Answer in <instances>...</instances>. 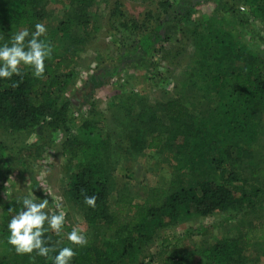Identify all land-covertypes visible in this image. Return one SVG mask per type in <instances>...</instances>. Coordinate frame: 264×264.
Masks as SVG:
<instances>
[{
  "label": "trees",
  "instance_id": "16d2710c",
  "mask_svg": "<svg viewBox=\"0 0 264 264\" xmlns=\"http://www.w3.org/2000/svg\"><path fill=\"white\" fill-rule=\"evenodd\" d=\"M56 1L69 7V11L67 19L59 22L57 34L46 32L42 37L52 46L43 77L36 78L30 69L21 66L22 79L13 76L11 80H0V128L34 134L35 159L61 136V152L74 168L63 197L82 210L84 222L92 228L87 245L76 247L72 264H149L146 257L150 262L162 254L163 264H201L193 249L185 250L177 243L168 249L166 237L162 240L164 246L153 255L144 254V246L176 224L181 216L207 217L216 212L228 213L232 219L241 216L242 220L238 221L234 237L216 238L198 252L206 259L204 264H247L246 253L253 244L264 254V221L260 214L264 200V154L253 149L264 131L259 117L264 110V54L235 36L236 31L252 27L253 19L264 21V0H214L207 15L196 17L191 11L197 0H160L156 13L148 11L141 21L126 15L121 3L113 4L107 20L112 38L119 45L136 41V50L143 46V62L150 78L157 77L159 84L168 83L169 75L163 72L169 71L190 46V78L198 76L202 90L217 96V107L209 123L193 115L180 93L160 102L161 118L168 121L169 128L164 129L161 122L156 132L149 125L150 138L144 143L147 148L166 151L167 157L174 160V175L166 187L151 188L141 203L126 193L118 194L111 202L104 157L109 139L103 138L97 127L102 123V114L95 105L93 89L103 83L105 74L112 79L118 68H104V61L100 60V72L90 75L83 84V102L77 105L69 93V84L75 77V56L68 49L59 50L65 39L84 44L95 37L97 27L89 13L94 0ZM45 4L46 0H0V43L7 42L23 27L34 31V24L45 19ZM150 19H154L153 24ZM171 19L167 29L165 24ZM232 25L238 26V30ZM261 31L256 36L263 38ZM86 104L89 109L73 130L77 112ZM180 136L183 141L174 143ZM236 138L243 140V146ZM178 147L185 150L184 154H179ZM16 156L9 159L0 147V200L7 188L4 182L16 168L9 162L16 159L17 164L25 165L19 154ZM75 160H79L77 165ZM32 185L37 197L44 198L45 192L37 183ZM84 195H96L95 207L83 203ZM18 200L1 203L5 251L0 264H50L34 254L18 255L7 244L6 222L20 210ZM53 202L50 201L53 209L45 211H55ZM65 230H70L67 222ZM46 235L53 247L65 245L63 236L52 232Z\"/></svg>",
  "mask_w": 264,
  "mask_h": 264
},
{
  "label": "rangeland",
  "instance_id": "374dc122",
  "mask_svg": "<svg viewBox=\"0 0 264 264\" xmlns=\"http://www.w3.org/2000/svg\"><path fill=\"white\" fill-rule=\"evenodd\" d=\"M159 1L94 0L89 13L97 27L95 37L87 40L84 44H77L65 39L59 47L60 51L64 52L65 49H68L75 56L73 67L75 77L73 83L69 84V93L73 102L77 105L83 102L81 92L83 84L90 75L100 72L101 67L98 66L100 60L104 61V68L112 69L113 65L118 68V72L115 73L116 75L112 79H109L108 75L105 74L103 83L93 89L95 105L102 114V123L97 127L100 135L109 139V146L107 152L104 153V157L107 158L106 172L111 202L118 194L126 193L132 196L136 203H141L151 188L166 187L173 178L172 166L174 160L169 156L167 157L165 150L147 148L144 143V141H149L150 138L149 125L157 130L162 122L164 129L169 128L168 121L161 118L160 102L164 98L180 93L183 100L189 104L193 115L208 120V123L209 119L213 118V111L217 107L216 94L203 91L198 76L190 78L189 68L192 51L190 46L187 47L186 53L176 63H173L169 71L163 72L164 75H169L168 83L159 84L160 80L157 77L150 78L151 75L146 73L147 65L144 64V57L142 56L143 46H137L136 50L134 46L138 42L135 41L130 45L123 41L125 43L119 45L112 38V31L107 20L110 9H112L115 2L121 3L122 10L126 15L133 16L141 21L148 11L156 13L155 10ZM213 2L214 0H209V2L197 0L193 3L191 13L195 17L207 15L213 8ZM45 5L47 13L43 22L40 23L45 24L46 32L57 34L59 22L67 19L69 7L62 6L56 0H46ZM153 22L154 19H150L149 23L153 24ZM168 22L170 23L167 24L166 22L165 24L167 29L172 19ZM252 22V27L243 29L242 32L236 31L235 36L237 39L243 38L245 43L253 50L264 54V37L256 36L258 30L263 29L264 31V21L255 18ZM210 26L211 22L208 21L207 27ZM237 27L232 25L233 29L238 30ZM74 31L77 32V30ZM163 31L166 32L164 29ZM56 51H58L57 48ZM86 92H88V89H86ZM87 109H89L88 104L77 112L76 125L73 126V130L79 125ZM259 117L262 131L264 127V110ZM163 137L167 139L168 136L164 133ZM61 139V136L55 138L48 150L35 159L36 151L32 144L37 141V138L34 134L25 131L12 132L0 128V147L2 146L5 149L9 159L13 156L16 158V155L19 154L26 165L17 164L16 159L13 163L9 162L10 165L12 164L16 168L9 175V180L4 182L7 188L0 200V257L5 251L2 246V242L5 241L2 225L5 220L1 203L21 199L32 193L37 196L32 182L37 183L36 186L40 187L47 195L49 200L48 209H53L50 201H54L55 204L60 202L63 205L67 215L66 222L70 230L73 226H77L86 233L87 239L91 237L92 228L84 222L82 210L72 206L63 197V190L70 180L74 168L68 165L67 158L61 152ZM236 139L239 145L243 146V140L241 138ZM182 141V136H180L173 142L180 144ZM134 143L138 146H135ZM253 149L259 152L260 155L264 154V131L260 134ZM184 151L182 147H178L180 155L184 154ZM78 161L75 160L74 164L77 165ZM24 166L26 168H21ZM28 173H31L33 177L31 175L30 178L24 177L28 176ZM240 220H242L241 216L232 219V215L221 212H216L207 217L197 215L181 216L176 224L161 231L159 236H155L150 243L144 246V254L153 255V253L160 250L164 246L162 240L166 237V243H169L168 249H171L176 243L180 244L185 250L193 249L196 251L195 259L204 264L206 259L198 252L211 245L216 238L234 237ZM63 237L64 244L67 245L66 232ZM259 250L257 244H253L252 248H249L246 253L249 257L247 264H264V254H261ZM148 258H145L146 263L163 264V254L154 256L150 262H148Z\"/></svg>",
  "mask_w": 264,
  "mask_h": 264
},
{
  "label": "clouds",
  "instance_id": "9594fccd",
  "mask_svg": "<svg viewBox=\"0 0 264 264\" xmlns=\"http://www.w3.org/2000/svg\"><path fill=\"white\" fill-rule=\"evenodd\" d=\"M34 31L28 27L14 32L7 42L0 43V80H11L13 76L22 77L21 66L30 69L36 78L45 73V61L52 54V46L45 36L44 23H35ZM16 86L15 83L12 85ZM96 195H84L83 203L95 207ZM20 210L7 222L6 242L18 255L44 257L50 264H72L76 256V247L88 243L86 233L73 226L66 232L67 245L53 247L46 233H55L57 237L65 235L66 212L57 202L55 211H45L49 200L47 195L39 198L33 193L17 201Z\"/></svg>",
  "mask_w": 264,
  "mask_h": 264
},
{
  "label": "crops",
  "instance_id": "0c3cea01",
  "mask_svg": "<svg viewBox=\"0 0 264 264\" xmlns=\"http://www.w3.org/2000/svg\"><path fill=\"white\" fill-rule=\"evenodd\" d=\"M260 214H261V220L264 221V200L262 202V208L260 209ZM223 213V212H221Z\"/></svg>",
  "mask_w": 264,
  "mask_h": 264
},
{
  "label": "built area",
  "instance_id": "2783aa9c",
  "mask_svg": "<svg viewBox=\"0 0 264 264\" xmlns=\"http://www.w3.org/2000/svg\"><path fill=\"white\" fill-rule=\"evenodd\" d=\"M241 9H243V8L241 7Z\"/></svg>",
  "mask_w": 264,
  "mask_h": 264
}]
</instances>
